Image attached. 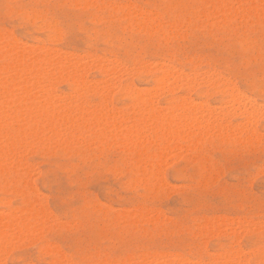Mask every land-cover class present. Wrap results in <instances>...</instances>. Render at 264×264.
I'll return each instance as SVG.
<instances>
[{
  "label": "rangeland",
  "instance_id": "rangeland-1",
  "mask_svg": "<svg viewBox=\"0 0 264 264\" xmlns=\"http://www.w3.org/2000/svg\"><path fill=\"white\" fill-rule=\"evenodd\" d=\"M235 1L238 0H0V35L2 34L0 43H3V47L0 45L2 47H0V54L4 52V44H8L10 42L8 40L12 38L14 40L11 41L16 43V46H18L17 44L22 45L18 47L26 45L29 49L32 44L31 49L33 50L38 49L39 46L41 48L51 47V49L57 50L60 48V51L64 52V56L65 54L73 57L80 55L81 57H78L80 64H85L87 61L86 64L88 65L89 62L91 65V59L94 58L92 56L95 55H99L97 58L107 57L109 59L110 57L111 61L118 59L119 63L121 62L118 63V67L122 64L121 67L125 66L126 72H124L125 70L121 72V68H116L118 71L121 70L113 73L116 83H113L114 86L113 84L110 86H113L114 91L108 86L113 80L115 81L112 79L114 77L112 74L106 76L99 70L90 68L86 78L90 82L92 81L91 85L95 82L103 84L108 82L105 86H108L110 90L109 95H111L115 111L120 108L121 110L118 111H122L121 113L125 115L128 111L127 115L131 114L130 117L133 116L128 104L130 100L122 92L119 83L122 85L134 83L135 86L132 85L135 88L137 86L136 89H140V92H150L153 89L155 76L163 74L162 71L156 70V67H159L158 65L163 63L161 61H164L166 66L175 65L176 69L181 68L180 72L181 70L186 71L181 72L184 76L190 72V77L193 71H195L194 75L198 72L195 76L198 77L199 83L195 77L192 81H197V85L200 84L196 86L194 82L193 85L190 80V86L176 88L172 95L175 101H170L171 97L168 93L159 91L156 101L159 107L163 108L164 113L169 110L174 113L177 110L174 114L179 113L177 115L182 116L183 111L188 110L185 114H189L193 107L195 109V106H199L200 109L197 108L192 113L195 115L207 114L210 109H215L214 113L211 112L212 115L215 116L216 111V114L222 111L220 116L223 117L229 113L226 118H230V121L225 118L227 122L229 121L226 122L227 124L223 122L225 126L214 122V125L209 126L210 128L193 129L191 132H196L188 131L190 133L188 135L184 132L185 139L176 143L178 147L181 146L180 149H176L174 144H172L171 150L164 149L162 134L154 129H146L145 137L135 139L145 147H137V143L131 146L130 142L120 141L119 138L115 141L107 139L106 142L103 140L98 143L91 139L81 140V143L76 140L77 143L74 141L68 147L52 144L45 148L39 146L36 148V144H31L30 149L28 148L26 151L28 155H25V160L27 159V167H30L28 172H31V175L28 174L32 178L27 174L28 179L26 178V180L28 181L22 190L29 192V188H32L35 192L37 189L35 194H37L41 207L44 210L49 209L45 211V216L49 213L45 218L49 219L47 222L44 220L43 226L39 223L40 227L42 226L41 229L37 224L35 231L33 229L30 233L26 232L23 235L25 238L13 239L7 245L2 256L0 255V260H3L0 261V264L3 262L6 264H31V262L32 264H59L62 260H60L61 249V254L65 257L61 258L67 260V263L63 260V264H159V259L163 260L164 256L172 259L176 255H178L176 256L178 259L180 255L181 258L185 256L184 259L188 257L193 262L199 259L203 264H218L224 255L230 253H241L243 262H247V264H264V221H262L264 220V12L260 11L259 14V10L250 12L241 10L243 15L240 12L241 5ZM217 2L224 3L225 6L226 3L228 6L234 3L229 11L226 10L231 15L227 12L222 16L211 14L214 9L213 4ZM235 9L237 14H235ZM138 11L144 13H139V15ZM145 14L150 19H145ZM42 15L44 16L42 17ZM158 25L160 26L158 27ZM58 31L60 36L55 34ZM16 38L18 41L15 40ZM243 42L244 46L240 44ZM84 53L85 55H83ZM68 55L67 57H69ZM89 55H91V59ZM102 55L104 56L102 57ZM71 56L69 59H73ZM84 56L86 57L84 58ZM105 59H103V64L109 61H105ZM93 60L98 59L94 58ZM111 61L109 62L112 63ZM0 62H2L1 59ZM150 63L152 65H149ZM107 64L105 66L108 68L113 63ZM131 64L138 68L131 67ZM127 67H131L128 70L132 72L127 71ZM213 68L212 71H206ZM210 72L212 75L216 72L224 74L222 78L220 74L216 73V76L213 77L218 75L220 77L218 76L216 80L212 78L213 84L217 83L215 85L223 86L222 83L225 79V87L234 86L235 89L237 87L236 91H242L240 99L234 103L236 106L237 104L240 106L250 104V101H247L249 98H251L252 106L254 103H258H256V108L261 111V116L258 111L253 114L255 116L251 118L252 131H250V124H248L249 127L244 126L247 124L243 125L244 114L232 110L234 109L233 102H229L228 93L215 90L212 83L210 86V82H205L206 77L211 76ZM118 73L119 75H115ZM207 73L208 76H206ZM200 74L203 80L199 76ZM218 78L221 79L220 82ZM106 79V82H101ZM60 81L57 80L55 82L57 85H54L58 96L72 92L68 83ZM116 84L117 87H115ZM166 85L168 86V84ZM92 88H89L88 91L82 89V91L84 94L87 92L85 95L91 103H95L98 101V97ZM243 93L246 96H243ZM178 95H182V97L180 98ZM188 96L190 100L186 99V101L189 100V103L196 105L191 107L192 105H188L187 101L182 110L181 108L177 109L179 107H176L175 103L178 105L177 103L182 99L184 101ZM241 97L244 100L248 98L247 102ZM252 98L255 101H252ZM242 101L246 104H243ZM205 102H208L211 108ZM228 104L232 109L228 107ZM179 106L181 107L180 104ZM188 106H190V111ZM200 106H204V112ZM219 107H221L220 110ZM171 108L174 109V112ZM205 108L208 109L205 110ZM248 108L251 109V107ZM253 119L257 122L256 124ZM238 122L242 124L241 127L246 128V131L244 127V129L240 127ZM126 123L129 122L126 121ZM228 126L233 130H231L233 135L230 134L231 131L226 130L227 134L225 133ZM234 126L235 130L241 132L243 129L244 131L236 133ZM217 127L220 129L218 132ZM236 127H240V130ZM205 130H208L209 134H204ZM253 134H255L254 137ZM186 135L188 137H185ZM195 136L198 139H195ZM143 138L145 141L142 143ZM108 141L111 143L109 144ZM158 152H160L159 155ZM158 158L164 161L162 160L161 163ZM152 163L160 166H158L159 171L154 177H151L149 182H145L143 177L149 175ZM31 168L33 169L31 170ZM34 169L36 170L34 171ZM141 169L143 171H140ZM147 169L149 170L147 171ZM12 178L13 174L10 176L0 175V213L4 211L6 215V211L18 212L21 215L24 214L25 217L20 215V219L24 220L27 214L30 215V212L27 209L22 212L18 211L22 207V201L21 196L14 191V188L17 187ZM122 211L125 212L124 216ZM140 211L146 215L139 214ZM4 212L1 213V216ZM131 212H135L134 215ZM147 215L149 216L145 217ZM155 215L160 218L157 219ZM4 217L3 214L0 219L4 220ZM28 217L27 219H29ZM53 219L56 221L53 222ZM50 220L52 223L47 226ZM155 221L157 222L155 223ZM222 221L225 223L224 226ZM248 223L255 225L249 226ZM37 226L39 231H37ZM219 226L220 228H218ZM222 227L226 229L223 230ZM46 247L50 249L49 252ZM7 248L10 250L7 251ZM64 250L65 252L62 253ZM248 251L250 253H247ZM53 252H57L56 257H52ZM152 256L155 259L158 258V261L154 260ZM244 256L248 258L246 259ZM58 258L57 263L55 260ZM126 258L127 260H125ZM139 258L143 261L141 262ZM209 258L213 260H209ZM68 261L70 262L68 263Z\"/></svg>",
  "mask_w": 264,
  "mask_h": 264
},
{
  "label": "bare ground",
  "instance_id": "bare-ground-1",
  "mask_svg": "<svg viewBox=\"0 0 264 264\" xmlns=\"http://www.w3.org/2000/svg\"><path fill=\"white\" fill-rule=\"evenodd\" d=\"M87 2V1H86ZM223 2V1H222ZM236 2V1H235ZM89 3V1L87 2ZM136 3V2H135ZM213 3V2H211ZM230 3V2H228ZM236 3H238L239 5H241V9H240V12L241 10L242 11H246V12H250L252 10H259V14H260V11L264 12V0H238ZM83 4V3H82ZM94 4V3H93ZM224 4V3H223ZM223 4H220L219 2H217L216 4H213V10L211 12V14H217V15H225L227 11H229L233 5H227L226 3V6L223 5ZM76 6V4H73ZM78 5V4H77ZM106 5V4H105ZM125 5V4H124ZM111 6V5H110ZM135 6V5H134ZM84 7V6H83ZM114 7V6H112ZM128 8V7H127ZM139 8V6H138ZM211 8V7H210ZM237 8V7H236ZM239 8V7H238ZM130 10V8L128 9V11ZM132 10H135V9H132ZM137 10V9H136ZM135 10V11H136ZM227 10V11H226ZM233 10V9H232ZM155 11V10H154ZM154 11H151V12H154ZM234 11V10H233ZM237 10L235 9V14H237L236 12ZM31 12V11H30ZM33 12V11H32ZM133 12V11H132ZM29 13V12H28ZM38 13V12H37ZM128 13V12H126ZM141 14V13H144V12H140L138 11V14ZM150 13V12H149ZM227 13H230V12H227ZM243 12H241L242 14ZM124 14V13H123ZM139 14V15H140ZM154 14V13H153ZM210 14V12H209ZM246 14V13H245ZM249 14V13H248ZM25 15V14H24ZM127 15V14H125ZM130 15V14H128ZM144 15V14H142ZM150 15V14H149ZM204 15V14H203ZM229 15V14H228ZM231 15V13H230ZM229 15V16H230ZM234 15V14H233ZM244 15V13H243ZM264 15V14H263ZM29 16V15H28ZM44 15H42L43 17ZM113 16V15H112ZM152 16V15H151ZM150 16V17H151ZM213 16V15H212ZM220 16V17H221ZM237 16V15H236ZM241 16V15H240ZM49 17V16H48ZM122 17H125L122 15ZM145 19L148 17V15L146 16L145 14ZM143 17V18H144ZM153 17V16H152ZM156 17V16H155ZM200 17V16H199ZM203 17V16H202ZM217 17V16H216ZM227 17V15H226ZM234 17V16H233ZM32 18V17H31ZM39 18V17H37ZM198 18V17H197ZM213 18V17H212ZM222 18V17H221ZM220 18V19H221ZM229 18V17H228ZM236 18V17H235ZM240 18V17H238ZM246 18V17H245ZM105 19V18H104ZM135 19V18H134ZM147 19H150V18H147ZM216 19V18H215ZM214 19V20H215ZM225 19V17H224ZM227 19V18H226ZM234 19V18H233ZM247 19V18H246ZM31 20V19H30ZM188 20V19H187ZM223 20V19H221ZM36 21V20H35ZM186 21V20H185ZM213 21V20H212ZM150 22V21H149ZM166 22V21H165ZM215 22V21H214ZM213 22V23H214ZM249 22V20H248ZM252 22V21H251ZM255 22V21H254ZM257 22V21H256ZM43 23V22H42ZM52 23V22H51ZM132 23V22H131ZM147 23V21H146ZM179 23V22H178ZM208 23V22H207ZM211 23V22H210ZM219 23V22H218ZM225 23V22H224ZM263 23V21H262ZM39 24V23H38ZM44 24V23H43ZM48 24V23H47ZM156 24V23H155ZM184 24V23H183ZM216 24V23H215ZM140 25V24H139ZM239 25V24H238ZM44 26V25H43ZM49 26V25H48ZM47 26V27H48ZM54 26V24H53ZM52 26V27H53ZM135 26V25H134ZM138 26V25H137ZM160 25H158L159 27ZM151 27V26H150ZM155 27V26H154ZM218 27V26H217ZM8 28V27H7ZM56 28V27H54ZM157 28V27H156ZM172 28V27H171ZM58 30H60L58 27H57ZM56 29V30H57ZM137 29V28H136ZM51 30V28H50ZM55 30V31H56ZM153 30V29H152ZM157 30V29H156ZM54 31V30H53ZM149 31V30H148ZM57 32V31H56ZM100 32V31H99ZM150 32V31H149ZM148 32V33H149ZM8 33V32H7ZM11 33V32H10ZM48 34V33H47ZM55 34H59V31L58 33H55ZM54 34V35H55ZM2 35V34H1ZM0 35V36H1ZM53 35V36H54ZM56 35V36H57ZM61 35V34H60ZM58 35V36H60ZM183 35H184V32H183ZM4 36V34H3ZM10 36V35H9ZM52 36V35H51ZM2 37V36H1ZM15 37V36H14ZM5 38V37H4ZM3 39V38H2ZM53 39V37H52ZM59 41H60V38L58 37ZM168 39V38H167ZM11 40H14L12 38H10V42H8V44H4V52H1L0 54V59L2 60V62H0V175L2 176H10L11 174H13V182L15 184V186L17 188H14V191L19 195L21 196V203H22V207H18V211L19 212H22V211H25L26 209L30 212V215L27 214L26 218H24V220L20 219V215L18 212H14V211H9L7 212L6 211V215H5V212L4 214V220H1L0 219V255L2 256V254L5 252L6 250V247L7 245L13 240L16 238H25V236H23L26 232L30 233L33 229V231H35V228H36V225L39 223L42 224L43 226V222L44 220H46L45 222H47V220L49 218H45V217H48L49 213L45 216V211L41 205H40V201L39 199L37 198V194H35V192H37V189H35L36 191L33 192L34 190L32 188H29V187H32V186H29V192L25 191V190H22V188L27 184V181L26 178L29 176L30 178H32L30 175V173L28 172V168L27 165H26V160H25V155L28 153H26V151L28 150L29 147H31V144H36V148L37 146H39L40 148H45L47 146H50L52 144H57V145H60L61 147L63 146H67L70 145V143H74V141H80L79 143H81V140H94L96 141L97 143L99 141H103L105 140L104 142H106L107 139H112L115 141V139L119 138L120 141H124V142H130L131 143V146L132 144H135L137 143V147H145V145H140L139 142H136L135 139H139V138H142V137H145L146 133L144 134V132H146L148 129H154L155 131L157 132H161V137H162V147L164 149H170L172 147V144H174V147H177L176 149H180V147H178V145H176V143L178 144L179 141H182L184 140V132L188 134H190L189 132H191V130H195V129H199L201 127H209L210 125H214V122H218L220 123L221 125L224 124L223 122H227L226 119V116L229 114H227V110L226 112H223V113H226L227 115L226 116H220L219 114L222 113V111L220 112V108L222 107H219V112L218 114L217 111L215 113V116L212 115V113H214L215 109L212 110L210 109L207 113V114H194L192 112H194V110H196L198 107L195 106L196 108L194 109V105H192V103H189V96L188 98H185L184 101L181 100V102L177 103L178 105H176L175 103V106L176 107H179L177 109H180L182 110L183 107H185L184 105L187 104V101H188V105L191 104L193 107L192 108V111L189 113V114H185L186 111H183L184 114H182V116L180 115H177V114H174L177 112H174V109H173V112H170L167 111V113H164L163 112V108L159 107V104H157V97L156 95L158 94L159 96V91H162V92H166L170 95V101H175L174 97L172 96L173 95V92L174 90H176V88L178 87H187V86H190L191 84V81L193 79V77L196 78L195 75H197V73H195L194 75V72L193 71V76L191 75L189 77V74L187 75V73L184 75H182L183 73H181L182 71L184 70H181L180 72V69L178 70V68L176 69V67L172 66L170 67V64L166 66V62L164 61H161L162 64L158 65L159 67H156L157 69L156 70H160L163 72L162 75H156L155 78H154V85L152 86V91L146 93V91H144L145 93H142L140 92V89H136L132 84H120V87L122 89V92L128 96L129 100H130V103L129 104V108H130V111L132 112L133 116L128 117L127 113V117L124 113H121L119 112L121 109L119 108L117 111H115L114 107H113V103H112V100L110 98L111 95H109V89H108V86L112 85L113 83H116V78L114 76V72L118 71L116 68H121V72L123 70H125L126 68H124L125 66H122L119 64V60L115 59V60H109L107 57H103L104 55H102L103 58L99 57L97 58L98 56L95 55V56H92L98 60H93L91 59V55L90 56V59H91V65L90 63L88 62V65L86 64L87 61L85 62V64H80L79 63V60H78V56H71V55H68L69 57H73L69 59V57H67V55L65 54V56L63 55L62 51H60V48L57 50L55 48H52L51 47L49 48H41L40 46L37 47L38 49H31L32 47V44H31V47L28 49V47L23 46V47H18L20 46L21 44H17L18 46H16V43L14 44ZM15 40L18 41V39L16 38ZM55 41V40H54ZM242 41V40H241ZM4 42V41H3ZM6 43V42H4ZM20 43V42H19ZM23 43V42H21ZM249 43V42H248ZM3 44V43H2ZM2 44L0 43V45L2 46ZM26 44V43H25ZM28 44V43H27ZM30 44V43H29ZM37 44V43H36ZM241 45L244 44L243 43H240ZM0 46V47H1ZM22 46V45H21ZM42 46V45H41ZM45 46V45H44ZM47 46V45H46ZM244 46V45H242ZM3 47V46H2ZM1 47V48H2ZM78 47V46H77ZM34 48V47H33ZM3 51V50H2ZM64 51V50H63ZM80 53V52H79ZM229 53V52H228ZM73 55V54H72ZM75 55V54H74ZM77 55V54H76ZM85 55V53L83 54ZM94 55V54H93ZM89 56H87L89 58ZM81 57V56H80ZM79 57V58H80ZM86 56H84L85 58ZM106 60H109L111 61L112 63H110L109 61L107 62L108 64H112V66L110 65V67L108 66V68L105 66L106 64H103L104 61L103 59ZM76 59V60H75ZM83 59V58H81ZM80 59V60H81ZM112 59V58H111ZM87 60V59H86ZM254 60V59H253ZM84 61V60H83ZM97 61V62H96ZM115 61V62H114ZM146 61V60H145ZM152 61V60H151ZM154 61V60H153ZM82 62V61H81ZM94 62V63H93ZM103 62V63H102ZM156 62V61H155ZM79 63V64H78ZM119 63V64H118ZM145 63V62H144ZM168 63V61H167ZM107 64V65H108ZM126 64V63H125ZM134 64V63H133ZM148 64V63H146ZM124 65V63H123ZM127 65V64H126ZM132 65V64H131ZM135 65V64H134ZM140 65V64H139ZM149 65H152L151 63ZM155 65V66H157ZM128 66V65H127ZM130 66V65H129ZM137 66V64H136ZM146 66V65H145ZM167 68H166V67ZM169 66V67H168ZM131 67H135V66H131ZM131 67H127V71H131V70H128V68L130 69ZM143 67V66H142ZM150 67V66H149ZM90 68H95L97 70L100 71V73L104 74V75H110L112 74L111 77L112 79H115V81L113 80V82H111V84H109L108 86H105L108 84L105 83H100V82H95V84L91 85L92 84V81L90 82L89 79L86 78V74H87V71L90 69ZM135 68H138V67H135ZM134 68V69H135ZM154 68V66H153ZM175 68V69H174ZM116 69V70H115ZM140 69V68H139ZM119 70V71H120ZM214 70L213 69H210V70H206V71H212ZM118 71V72H119ZM139 71V70H138ZM149 71V70H148ZM188 71V70H187ZM192 71V70H191ZM203 71V70H201ZM217 71V70H216ZM126 72V70L124 71ZM123 72V73H124ZM132 72V71H131ZM181 74H180V73ZM186 72V71H184ZM215 72V71H213ZM219 72V71H218ZM216 72V73H218ZM148 73V72H147ZM200 73V71H199ZM204 73V72H203ZM202 73V74H203ZM211 73V72H210ZM209 73V74H210ZM214 73V75L216 74ZM221 73V72H220ZM218 73V74H220ZM121 74V73H120ZM126 74V73H124ZM129 74H132V73H129ZM135 74V73H134ZM133 74V75H134ZM137 74V73H136ZM135 74V75H136ZM205 74V73H204ZM115 75H119L118 74H115ZM128 75V74H126ZM132 75V76H133ZM211 76H208V73L206 74V77L207 79H205L206 81L205 82H210L209 85L211 86V79L215 78L214 80H216V78L220 75H218L217 77H213L214 75H212V73L210 74ZM224 75V74H222ZM221 75V76H222ZM201 77V74L199 75ZM216 76V75H215ZM105 77V76H104ZM109 77V76H108ZM205 77V76H204ZM225 77V76H224ZM227 77V76H226ZM233 77V76H232ZM118 78V76H117ZM120 78V77H119ZM198 78V77H197ZM196 78V79H197ZM223 78V76H222ZM97 79V78H95ZM105 79V78H104ZM103 79V80H104ZM200 79V78H199ZM202 79V77H201ZM228 79L230 80V78L228 77ZM57 80H63V82L65 81L66 83L69 84L70 88H71V91H68L70 92L69 94H64L63 96L61 95H57L55 91V87L54 85L57 83H55ZM89 80V81H88ZM109 80V79H108ZM191 80V81H190ZM194 80V79H193ZM203 80V79H202ZM219 82H220V78H218ZM223 80V79H222ZM233 80V79H232ZM60 81V82H61ZM98 81V80H97ZM107 79L105 81H102L101 82H106ZM110 81V80H109ZM120 82V79L118 80ZM133 81V80H132ZM198 81V79H197ZM196 81V82H197ZM224 84L225 85V79L223 80ZM227 82H232V81H228L226 80ZM89 82V83H88ZM153 82V81H152ZM169 82V83H167ZM193 82V81H192ZM195 82V81H194ZM194 82H193V85H194ZM196 86L200 85L197 83H199V81L196 83ZM218 82V81H217ZM91 83V84H90ZM110 83V82H109ZM118 83V82H117ZM202 83V82H200ZM214 83V82H213ZM213 87L215 90H218V91H221V92H227L228 95L230 96V100L229 102H233V108H231V106L229 105L228 107H230L232 110L236 111V112H240L242 115L244 114V118L242 121L243 125L244 124H247V125H244V126H248V124H250V131L253 130V127L251 125L252 121H251V118L252 116H255L253 114H256L255 112L258 111V108L256 103H254V106H252L253 104H251V98H249V100L247 99H243L242 97L243 96H246L245 93H243V96L241 97L242 100L244 101H250V104L248 107H251V109L249 110L248 107H246L248 104H246V102H243V104L245 103L246 106H240L237 104V106L234 104L235 101H237V99L239 100L240 98V95H241V92H238V90L236 91L235 88H233L234 86H231L230 88L229 87H224L221 85H215L213 84ZM234 83V82H233ZM231 83V84H233ZM88 84V85H87ZM90 84V86H89ZM168 84V86L166 85ZM205 84V83H203ZM202 84V85H203ZM235 84V83H234ZM115 84H113L114 86ZM227 85V84H226ZM229 85V84H228ZM113 86H110L113 91H114V88ZM92 88V91L94 92L95 90V94L96 96L98 97V101H96L95 103H91L87 97H86V93L84 94L82 89L85 90V91H88L89 88ZM109 87V88H110ZM117 87V84L116 86ZM151 87V86H150ZM192 87V86H191ZM141 88V87H140ZM87 89V90H86ZM192 89V88H191ZM193 89H195L193 87ZM91 90V89H90ZM91 91V92H92ZM181 91V90H180ZM207 91V90H206ZM112 92V90H111ZM72 93V94H71ZM90 93V92H88ZM207 93V92H206ZM94 94V95H95ZM112 94V93H111ZM118 94V93H117ZM163 94V93H162ZM165 94V93H164ZM188 95V94H187ZM179 96V95H178ZM199 96V95H198ZM221 96V95H220ZM238 96V97H237ZM180 98L182 97L179 96ZM237 97V98H236ZM249 97V96H248ZM179 98V100H180ZM236 98V99H235ZM245 98V97H244ZM186 99H189L186 101ZM198 101V100H197ZM203 101V100H202ZM205 101V100H204ZM252 101H255L253 100L252 98ZM93 102V101H92ZM196 102V101H195ZM240 102V101H238ZM241 102V103H242ZM206 103V102H205ZM227 103L228 101L226 102V106H227ZM179 104L181 105V107L179 106ZM201 104V103H199ZM208 104V102L206 103ZM221 104V103H220ZM224 104V103H223ZM240 104V103H239ZM258 104V103H257ZM202 105H204L202 103ZM209 107L211 108L210 104H208ZM207 105V106H208ZM236 107H235V106ZM242 105V104H241ZM125 106V105H124ZM167 106V105H166ZM169 106V105H168ZM218 106V105H216ZM261 106H263V104H261ZM126 107V106H125ZM171 107V106H169ZM201 107V110L204 108V106H200ZM206 107V105H205ZM208 107V108H209ZM227 107V109H228ZM116 108V107H115ZM118 108V107H117ZM128 108V109H129ZM165 108V107H164ZM168 108V107H167ZM175 108V107H174ZM187 108V107H186ZM189 108V111H190V106H188ZM208 108H205L208 109ZM226 108V107H225ZM263 108V107H262ZM200 109V108H198ZM231 109H229L230 111H232ZM237 109V110H236ZM261 109L260 107V103H259V110ZM264 109V108H263ZM127 110V109H126ZM185 110V108H184ZM224 110V108H223ZM172 111V110H171ZM180 111V110H179ZM178 111V112H179ZM204 112V109L202 110ZM202 111H200L202 113ZM213 111V112H212ZM225 111V110H224ZM229 111V112H230ZM234 111L232 112L234 114ZM125 112V111H123ZM182 112V113H183ZM198 113V111H196ZM199 112V113H200ZM206 112V111H205ZM212 112V113H211ZM259 114L261 111H258ZM237 113V114H238ZM181 114V113H180ZM232 114V115H233ZM236 114V113H235ZM240 114V115H241ZM263 114V113H262ZM123 115H125L123 117ZM184 115V116H183ZM200 115V116H198ZM217 115V116H216ZM219 115V116H218ZM234 116V115H233ZM257 116H259L257 114ZM256 116V117H257ZM261 116V114H260ZM231 117V116H229ZM256 117H253V118H256ZM226 118V119H225ZM230 119V118H229ZM228 119V120H229ZM258 119V117H257ZM225 120V121H224ZM234 120V119H233ZM236 120V119H235ZM126 121H128L129 123H126ZM230 121V120H229ZM228 121V122H229ZM253 121H255L253 119ZM258 121V120H257ZM227 122V123H228ZM226 123V124H227ZM233 123V122H232ZM235 123V122H234ZM240 123V122H238ZM254 123V122H253ZM257 122L255 121V124ZM217 124V123H216ZM220 124H219V127H220ZM237 124V123H236ZM235 124V125H236ZM225 126V124H224ZM230 126V125H229ZM229 126L225 129V133L227 134L226 130L227 131H231L232 129L229 128ZM236 126H239V125H236ZM242 126V124L240 123V127ZM243 126V127H244ZM248 126V127H249ZM231 127V126H230ZM240 127H236V128H239L240 130ZM241 127V128H243ZM210 128V127H209ZM212 128V127H211ZM214 128V126H213ZM212 128V130H214ZM218 128V127H217ZM216 128V129H217ZM233 128V127H232ZM245 128V127H244ZM243 128V129H244ZM255 128V127H254ZM264 128V127H263ZM147 129V130H146ZM243 129H241V132L244 131ZM252 129V130H251ZM202 129H200V132ZM220 129L218 128L217 132L219 131ZM189 131V132H188ZM199 131V130H198ZM233 131V130H232ZM231 131V132H232ZM234 131L237 133L238 130H235V126H234ZM245 131H246V128H245ZM196 132V131H195ZM194 131L191 132V133H195ZM204 132V131H203ZM208 132V133H206ZM239 133H241L240 131H238ZM256 132V131H255ZM148 133V132H147ZM153 133V132H152ZM199 133V132H198ZM249 133V132H248ZM257 133V132H256ZM264 133V132H263ZM204 134H209V131L208 130H205V133ZM231 135H233V132L230 133ZM145 135V136H144ZM155 135V134H154ZM185 136V137H188V136ZM195 135V134H194ZM201 135V133H200ZM231 135H229L231 137ZM236 135V134H235ZM247 135V134H246ZM205 136V135H204ZM255 136V134H253V137ZM259 136V134H258ZM257 136V137H258ZM149 137V136H148ZM153 137V136H152ZM157 137V136H156ZM196 138L195 139H198L197 136H195ZM249 137V136H248ZM219 138V137H218ZM148 139V138H147ZM150 139H151V136H150ZM217 139V138H216ZM235 139V138H234ZM250 139V138H248ZM190 140V138H189ZM239 140V138H238ZM76 141V143H77ZM119 141V140H118ZM144 138L142 140V143H143ZM151 143H152V140H150ZM158 141V140H156ZM194 141V140H193ZM88 142V141H87ZM93 142V141H92ZM195 142V141H194ZM202 142V141H200ZM208 142V141H207ZM230 142H231V139H230ZM237 142V141H236ZM90 143V142H89ZM109 143V141H108ZM111 143V142H110ZM109 143V144H110ZM121 143V142H120ZM155 143V142H154ZM193 143V142H192ZM243 143V141H242ZM108 144V145H109ZM114 144V143H113ZM258 144V142H257ZM86 145V144H85ZM90 145V144H89ZM94 145V144H93ZM186 145V144H185ZM193 145L195 146V144L193 143ZM119 146V144H118ZM54 148V146H52ZM161 147V148H162ZM173 147V148H174ZM184 147V145H183ZM187 146H185V149ZM199 147V146H198ZM98 148V147H97ZM125 148H126V145H125ZM130 148V147H129ZM162 148V149H163ZM192 148V147H191ZM30 149V148H29ZM136 149V148H135ZM160 149V148H159ZM182 149V148H181ZM125 150V149H124ZM131 150V148H130ZM129 150V151H130ZM143 150V148H142ZM141 150V151H142ZM171 150V149H170ZM174 150V149H173ZM192 150V149H191ZM163 151V150H162ZM166 151V150H165ZM164 151V152H165ZM178 151V150H176ZM174 151V152H176ZM143 152V151H142ZM142 152H139L140 154H142ZM171 152V151H170ZM185 152V151H184ZM160 152H158V155H159ZM172 153V152H171ZM182 153V151H181ZM30 154V153H29ZM163 154V153H162ZM166 154V153H165ZM168 154V153H167ZM186 154V153H185ZM264 154V153H263ZM28 155V154H27ZM161 155V154H160ZM164 155V154H163ZM169 155V154H168ZM148 156V155H147ZM153 156V155H152ZM158 157V156H157ZM164 158L166 156H163ZM160 158V157H159ZM158 158V159H159ZM162 158V157H161ZM193 158V157H192ZM172 159V158H171ZM175 159V158H174ZM207 159V158H206ZM160 162L162 163L163 161L161 159H159ZM158 160V161H159ZM194 160V159H193ZM136 161V160H135ZM147 161V160H145ZM149 161V160H148ZM172 161V160H171ZM170 161V163H171ZM165 162H166V159H165ZM156 163V162H155ZM153 164L152 163V167L151 169H147V171L149 170V175L143 177V179H145L146 181L145 182H149L151 177H154L157 173V171H159V165L157 164ZM160 163V164H161ZM169 163V164H170ZM38 164V163H37ZM137 164V163H136ZM167 165V164H166ZM30 166V165H29ZM33 166V165H32ZM159 166V167H158ZM36 167V166H35ZM162 167V166H161ZM34 168V167H33ZM31 168V170L33 169ZM37 168V167H36ZM39 168V167H38ZM208 168V167H207ZM221 168V167H220ZM140 169V168H138ZM30 170V169H29ZM36 169H34L35 171ZM38 170V169H37ZM126 170V169H125ZM140 171H143L142 169ZM139 171V172H140ZM215 171V170H214ZM220 171V170H219ZM40 172V170H39ZM164 172V171H163ZM162 172V173H163ZM221 172V171H220ZM30 175H29V174ZM28 174V176H27ZM39 174V173H37ZM158 175V174H157ZM201 175V174H200ZM204 175V174H203ZM150 177V178H149ZM205 177V176H204ZM214 177V176H213ZM29 178V179H30ZM164 178V177H162ZM11 179V178H10ZM28 179V178H27ZM134 179V178H133ZM9 181H12V180H9ZM126 181V180H125ZM162 181V180H161ZM213 181V180H212ZM32 182V181H31ZM127 182V181H126ZM144 182V181H142ZM160 182V181H158ZM157 182V183H158ZM167 182V181H166ZM260 182V181H259ZM34 183V182H33ZM31 183V184H33ZM30 184V185H31ZM162 184V183H161ZM168 184V183H166ZM171 184V183H170ZM200 184V183H199ZM198 184V185H199ZM29 185V184H28ZM133 185V184H132ZM145 185V184H143ZM201 185V184H200ZM199 185V186H200ZM14 186V185H13ZM146 186V185H145ZM155 186V185H154ZM168 186V185H167ZM189 186V185H188ZM147 187V186H146ZM144 187V188H146ZM10 188V187H8ZM13 188V187H12ZM26 188V187H25ZM155 188V187H154ZM65 189V188H64ZM157 189V188H156ZM7 190V189H6ZM31 190V191H30ZM146 190V189H144ZM148 190V189H147ZM154 190V189H153ZM8 191V190H7ZM13 191V192H14ZM175 191V190H174ZM178 191V190H177ZM262 191V190H261ZM9 192V191H8ZM42 193V192H41ZM40 193V194H41ZM150 193V192H149ZM15 194V193H14ZM16 194V195H17ZM44 194V193H43ZM39 195V194H38ZM45 196V195H44ZM118 196V195H117ZM141 197V196H140ZM1 198V197H0ZM41 198V197H40ZM4 199V198H3ZM10 199V198H9ZM8 199V200H9ZM46 199V198H45ZM5 200V199H4ZM7 203V200L5 201ZM4 202V203H5ZM10 202V201H9ZM8 202V203H9ZM121 203V202H120ZM119 203V204H120ZM109 205V204H108ZM141 206V205H140ZM45 208V207H44ZM124 208V207H122ZM15 209V208H14ZM109 209V208H108ZM128 209V208H127ZM135 209V208H134ZM7 210V209H6ZM49 210V209H48ZM51 210V209H50ZM146 211V210H145ZM1 212V213H2ZM49 212V211H48ZM124 212V211H122ZM136 212V210H135ZM134 212V213H135ZM1 213H0V218L3 217V214L1 216ZM47 213V212H46ZM51 213V212H50ZM132 213V212H131ZM134 213H132L134 215ZM139 213V212H138ZM151 213V212H150ZM153 213V212H152ZM160 213V212H159ZM163 213V212H162ZM19 214V216H18ZM103 214V213H102ZM122 214V213H121ZM125 212L122 214L124 216ZM139 214H143V215H146L147 214V211H146V214H144V212L140 211ZM149 214V213H148ZM24 214L21 215V217H25L23 216ZM26 215V214H25ZM52 215V214H51ZM56 215V214H55ZM129 215H131L129 213ZM142 215V216H143ZM153 215V214H152ZM158 215V214H157ZM29 216V217H28ZM149 215L145 216V217H148ZM156 216V215H155ZM163 216V215H161ZM27 217L29 219H27ZM51 217V216H49ZM54 217V216H53ZM137 217V216H136ZM157 217V216H156ZM155 217V218H156ZM45 218V219H44ZM52 218V217H51ZM50 218V219H51ZM160 218V217H159ZM157 217V219H159ZM55 219V218H54ZM53 219V222L56 221ZM59 219V218H58ZM142 219V217H141ZM156 219V220H157ZM223 219V218H222ZM228 219V218H227ZM247 219V218H245ZM117 220V219H116ZM155 220V219H154ZM161 220V219H160ZM218 220V219H217ZM235 220V218H234ZM240 220V219H239ZM51 221V220H50ZM48 222L47 223V226L49 223H52L51 222ZM60 221V220H59ZM149 221V220H148ZM229 221V220H228ZM237 221V219H236ZM241 221V220H240ZM239 221V222H240ZM258 221V220H256ZM264 221V220H262ZM73 222V221H72ZM157 221H155L156 223ZM210 222V221H209ZM215 222V221H214ZM247 222V221H246ZM250 222V221H249ZM134 223V222H133ZM223 223V221L221 222ZM256 225L257 222H255ZM264 223V222H263ZM58 224V223H56ZM55 224V225H56ZM160 224V223H159ZM206 224V223H205ZM225 223H223V226H224ZM235 224V223H234ZM240 224V223H238ZM246 224V223H245ZM249 224V223H248ZM52 225V224H50ZM242 225V224H241ZM252 225V224H249V226ZM253 225H255L253 223ZM252 225V226H253ZM42 226L40 227V229L42 228ZM46 226V225H45ZM46 226V227H47ZM57 226V225H56ZM209 226V225H208ZM248 226V225H247ZM248 226V227H249ZM251 226V227H252ZM210 227H211V224H210ZM244 227V226H243ZM48 228V227H47ZM220 228V226L218 227ZM217 228V229H218ZM223 228V227H222ZM247 228V227H246ZM256 228V226H255ZM197 229V228H196ZM215 229V228H214ZM226 229L225 227L223 228V230ZM251 229V228H250ZM258 229V227H257ZM256 229V230H257ZM203 230V229H202ZM230 230V229H229ZM37 231H39V228L37 226ZM46 231V230H45ZM212 231V230H211ZM220 231V229H219ZM243 231V230H242ZM200 232V231H199ZM231 232V230H230ZM233 232V231H232ZM237 232V231H236ZM39 234V232H37ZM33 234V233H32ZM75 234V233H74ZM37 235V234H36ZM240 235V234H239ZM243 235V234H242ZM194 236V235H193ZM29 237V236H28ZM209 238V237H208ZM238 238V237H237ZM27 239V238H26ZM239 239V238H238ZM19 240V239H18ZM23 240V239H22ZM234 240V239H233ZM235 240L237 241L236 237H235ZM28 241H29V238H28ZM17 242V241H16ZM43 243V242H42ZM52 243V242H51ZM220 243V242H219ZM255 243V242H254ZM12 244V243H11ZM49 244V243H48ZM205 244V242H204ZM244 244V243H243ZM50 245V244H49ZM53 245V243L51 244ZM255 245V244H254ZM47 246V245H46ZM56 246V245H55ZM54 246V248H55ZM205 246V245H204ZM51 247V246H50ZM57 247V246H56ZM241 247V246H239ZM48 248V247H46ZM45 248V249H46ZM54 248H52V250H54ZM58 248V247H57ZM8 249V248H7ZM44 249V251H46ZM246 249V248H244ZM251 249V248H250ZM10 248L7 250L9 251ZM49 248L47 249V251L49 252ZM56 250V248H55ZM54 250V251H55ZM59 250V249H58ZM57 250V251H58ZM62 250V249H61ZM61 250H60V255L61 257H64L62 254H61ZM230 250V249H229ZM241 250V248H240ZM252 250V249H251ZM250 250V251H251ZM256 250V249H255ZM6 251V252H7ZM245 251V250H244ZM247 251V250H246ZM65 252L62 251V253ZM242 252V251H241ZM59 253V252H58ZM161 253V252H160ZM178 253V252H177ZM210 253V251H209ZM239 253V252H238ZM247 253H250L249 251ZM65 254V253H64ZM162 254V253H161ZM241 253L239 254H236V253H230V254H226L222 257V259H220L219 257V263L220 264H247V262H243V255L242 257L240 256ZM243 254V252H242ZM246 254V253H245ZM252 254V252H251ZM57 255V252H53L52 254V257H56ZM59 255V256H60ZM152 255V254H151ZM150 255V256H151ZM166 255V253H165ZM169 255V254H168ZM172 255V254H171ZM182 255V254H181ZM218 255V254H217ZM250 255V254H249ZM6 256V254H5ZM4 256V257H5ZM70 256V255H69ZM163 256V255H162ZM167 256V255H166ZM170 256V255H169ZM173 256V255H172ZM178 256V255H176ZM176 256H173L174 258L170 259V257L166 258L165 256L163 257L164 259L161 260L159 259L160 263L159 264H203V263H200V260L198 259H195L197 260L196 262H193L191 260H189V258H181L180 255H179V259L176 257ZM246 256V255H245ZM244 256V257H245ZM252 256V255H251ZM51 257V256H50ZM60 257V263L61 264L62 262H66L67 260H64L63 258ZM140 257V256H139ZM146 257V256H145ZM144 257V258H145ZM154 256H152L153 258ZM158 257V256H157ZM65 258V257H64ZM68 259V257H66ZM135 258V257H134ZM142 258V257H141ZM166 258V259H165ZM199 258V257H198ZM213 258V257H212ZM211 258V259H212ZM246 258V257H245ZM248 258V257H247ZM246 258V259H247ZM51 259V258H50ZM71 258L69 257V260ZM104 259V258H103ZM101 259V260H103ZM140 259V258H139ZM147 259V258H146ZM154 260L158 261L157 259L153 258ZM151 259V260H153ZM209 258V260H211ZM214 259V258H213ZM212 259V260H213ZM218 259V258H217ZM216 259V260H217ZM59 260V258L57 260H55L56 262ZM64 260V261H63ZM95 260V259H94ZM123 260V259H122ZM127 260V258L125 259ZM141 262L143 261L142 259H140ZM0 261H3V260H0ZM5 261V260H4ZM108 261V260H107ZM121 261V260H120ZM147 261V260H146ZM146 261H144L146 263ZM50 263H52L50 260H49ZM70 261H68L69 263ZM71 262H72V259H71ZM148 262V261H147ZM151 262V261H150ZM4 264H6L5 262H3ZM2 263V264H3ZM58 263V262H57ZM67 263V262H66ZM93 263V262H92ZM121 263V262H120ZM205 263V262H204ZM218 263V264H219ZM256 263V262H255ZM32 264V262H31ZM63 264V263H62ZM141 264V263H139ZM252 264V263H251Z\"/></svg>",
  "mask_w": 264,
  "mask_h": 264
}]
</instances>
